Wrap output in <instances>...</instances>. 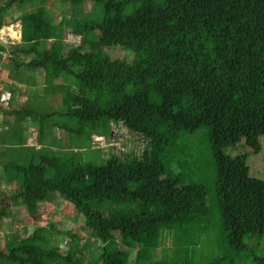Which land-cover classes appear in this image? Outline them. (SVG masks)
<instances>
[{
	"label": "trees",
	"instance_id": "1",
	"mask_svg": "<svg viewBox=\"0 0 264 264\" xmlns=\"http://www.w3.org/2000/svg\"><path fill=\"white\" fill-rule=\"evenodd\" d=\"M36 1L0 0V40L13 6L33 9L18 19L21 43L10 52L0 44V56L9 55L11 74L21 84L27 71L41 72L45 89L55 86L68 123L52 129L81 137L99 127L108 135L110 123H121L148 148L141 160L77 163L73 155L43 147V120L36 118V157L22 143L7 145L0 155V173L14 187L6 199L21 202L32 219L50 196L60 197L82 215L81 230L92 245L99 243L100 257L90 262L82 235L49 224L10 240L0 249V264H171L154 261L165 233L174 234L176 246L187 227L211 215L193 170L179 173L188 161L199 169L183 140L202 128L226 244V253L210 264L246 261V242L264 240V0H91L96 15L58 24L48 0ZM60 1L75 16L87 0ZM67 29L80 38L79 46L64 45ZM7 114L21 120L32 113ZM103 203L122 210L102 209ZM3 206L0 222L7 216ZM56 236L67 238L65 248L52 246ZM262 250L259 257L250 251L248 259L264 264Z\"/></svg>",
	"mask_w": 264,
	"mask_h": 264
},
{
	"label": "rangeland",
	"instance_id": "2",
	"mask_svg": "<svg viewBox=\"0 0 264 264\" xmlns=\"http://www.w3.org/2000/svg\"><path fill=\"white\" fill-rule=\"evenodd\" d=\"M2 1L6 2L7 0ZM41 3L42 0H37L33 4ZM46 6L55 24L60 23L64 19L69 20L72 16L77 20H81L86 16H94L97 14L98 7V5H95L91 0H87L81 9L75 12L74 16L73 8L68 4L64 5L60 0H48ZM130 7L132 8L133 6ZM100 8L103 7L100 6ZM131 8L125 12V15L130 14L132 11ZM31 11H33V9L30 4H24L21 8L16 6L11 8L9 19L7 18V22H11V24H7V27L2 30L5 38L0 40V44H2L8 52H10L14 46L21 43L18 19ZM64 37V45L66 47L79 46L80 38L74 36L71 33V29H67L64 32ZM51 43L52 41L46 43L44 49H49ZM121 55L122 53H119L117 57ZM6 63H10L9 55L3 53L0 66ZM9 67L8 65L4 70H0V100L6 99V104H0V155L5 151L7 145L16 146L22 143L24 147L31 148L29 155L31 157H36L34 151L36 152V147H38L36 139L38 138L37 119L39 118L43 120L42 126L45 133L42 141L43 147L52 146L51 150L54 152L57 151L58 154L73 155L77 163L92 162L96 165H102L112 156L117 157L124 163L131 160L142 159L143 153L148 148L147 140L142 136L131 133L121 123H110L108 135H101L99 133V127L92 131L86 130L85 134L81 137L76 134L69 135L66 132L52 129L57 122L61 124L68 123V120L61 116V114L65 112V109L61 103L62 97L56 92L55 86L45 89L43 74L41 72L32 74L27 73V71L21 72L23 83L25 82L21 84V82L14 79L16 73L13 72L14 75H12ZM17 83H19V86ZM61 84H63V82L59 81L56 82L55 85L58 86ZM7 101L10 103L7 104ZM23 108H26L32 113L29 118L23 117L21 120H16L15 115L7 114L10 109L21 110ZM71 123L72 125L74 124L72 121ZM183 145L184 149L192 154L191 159L192 161H196L199 165V169L194 170V165L188 161V167L179 170V173L181 176L185 177L191 175L192 173L190 171L193 170V180L205 186L211 215L208 222L201 217L202 220H198L187 227L181 235L182 243L176 246H173L172 237L174 234L172 233L171 236L165 233L164 239L160 245L161 252L155 254L154 261L163 260L171 264H210L214 259L220 258L226 253V244L216 209L213 192L215 168L212 164L211 154L209 153L207 141L205 139V129L202 128L196 134L186 136V139L183 140ZM0 162L2 161L0 160ZM50 177V174L46 176V178ZM13 188L14 187H10L4 182L3 174L0 173V210L4 207L3 202L6 196L12 193ZM50 198H52L51 201H49L50 206H48L50 209L41 208L42 205L40 206L41 211H47L49 214L46 216L45 213L38 219L35 218L34 226H48L50 222V224L58 228L60 232L67 231V226H71L73 227V232L79 234L82 231L81 229L84 223L82 215L78 214L70 204L63 201L60 197L50 196ZM19 207L20 203L16 202L14 207L16 211L14 214H16V216L13 217V221H10L7 225L10 226L11 231L15 230V226L19 227L17 232H13L15 234L21 231L19 225V223H21L20 219L25 218L28 220L24 208L20 210ZM100 207L112 212H119L122 210V208L109 203H103ZM51 212L53 215L55 214V216L51 215ZM63 214L72 218L70 224L73 225H69L67 221L60 219ZM8 216L9 214L7 213L6 217L8 218ZM6 229L5 223L0 222V232ZM1 234L2 233H0V238H2ZM81 235L84 239L82 245L86 242L89 244L86 254L87 260L91 262L99 258L101 252L97 249V247L100 246L99 243H94L92 245L91 237L88 232L82 231ZM190 241L193 242L192 245L189 244ZM64 242H68L66 237L56 236L52 246L63 249L65 248ZM2 243V240H0V244ZM246 245L248 251L241 256V259L246 257V261L243 260L239 262L236 261V259V264H253L251 259H248L249 253L252 250H254L256 257L263 254L262 249L264 247V240L258 241L256 238L249 239ZM132 259L133 258H131V260ZM129 264H133V262L131 261Z\"/></svg>",
	"mask_w": 264,
	"mask_h": 264
},
{
	"label": "crops",
	"instance_id": "3",
	"mask_svg": "<svg viewBox=\"0 0 264 264\" xmlns=\"http://www.w3.org/2000/svg\"><path fill=\"white\" fill-rule=\"evenodd\" d=\"M10 12H11V9L9 10V15H10ZM11 24V22L8 24V25H10ZM7 27V26H6ZM6 27H4V28H6ZM4 38H5V35H4ZM2 45V44H1ZM2 59V56H0V60ZM8 65L10 66L9 68V70H10V72H11V63H9V64H2L1 66H0V70H4L6 67H8ZM17 85L19 86V83H17ZM51 199V198H50ZM5 201V203L7 204V213L9 214V216H8V218L6 217V218H4L3 220H2V222L3 223H5V225H6V227H7V229L5 230V231H2V232H0V233H2L1 234V236H2V238H0V240H2V244H0V249L2 250V249H4V247L7 245V243L10 241V240H12V239H16V238H27V237H29L31 234H32V231L35 229V228H37V227H44V226H34V220H35V218H32V219H29L28 218V220H26L25 218L24 219H20L21 221V223H19V225H20V229H21V231H19L18 232V234H15V233H13V232H17L18 230H19V227H17V226H15L14 227V229L15 230H10V226H7L9 223H10V221H13L12 220V218L13 217H15L16 216V214H14V212H16L15 210H14V207H15V203H13V201L11 200V199H9V198H7L6 200H4ZM51 201V200H50ZM20 203V207H19V209L20 210H22V208H23V206L21 205V202H19ZM22 206V207H21ZM48 206H50V204H49V202H46V203H44V204H42V206H41V208L43 207V208H45V209H50V208H48ZM41 208H39V212H38V216H37V219L40 217V216H43V214H45L46 213V216L49 214V212H45V211H41ZM51 215H53V213L51 212L50 213ZM53 216H55V214L53 215ZM83 218V217H82ZM60 219H63V220H65V221H67L68 222V224L69 225H73V224H70V222H71V220H72V218L71 217H67L65 214H63V215H61V218ZM23 221V222H22ZM66 223V222H65ZM49 224H50V222H49ZM67 224V223H66ZM68 227V230L67 231H69V232H72L73 233V227H71V226H67ZM82 232V231H81ZM81 232L79 233L80 235H81ZM77 234V233H76ZM78 234V235H79ZM54 242V241H53ZM81 245H82V242H81Z\"/></svg>",
	"mask_w": 264,
	"mask_h": 264
},
{
	"label": "built area",
	"instance_id": "4",
	"mask_svg": "<svg viewBox=\"0 0 264 264\" xmlns=\"http://www.w3.org/2000/svg\"><path fill=\"white\" fill-rule=\"evenodd\" d=\"M66 245V242H64V246Z\"/></svg>",
	"mask_w": 264,
	"mask_h": 264
}]
</instances>
